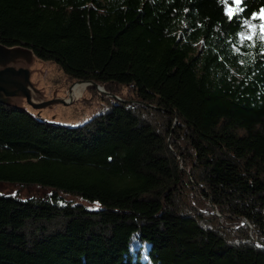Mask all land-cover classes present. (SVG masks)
<instances>
[{"label": "trees", "instance_id": "trees-1", "mask_svg": "<svg viewBox=\"0 0 264 264\" xmlns=\"http://www.w3.org/2000/svg\"><path fill=\"white\" fill-rule=\"evenodd\" d=\"M261 9L0 0V44L97 104L61 124L0 102V264H264Z\"/></svg>", "mask_w": 264, "mask_h": 264}, {"label": "water", "instance_id": "water-1", "mask_svg": "<svg viewBox=\"0 0 264 264\" xmlns=\"http://www.w3.org/2000/svg\"><path fill=\"white\" fill-rule=\"evenodd\" d=\"M35 59L34 54L28 48L22 46H4L0 44V102L6 105L21 107L26 110L27 108L23 103L33 109H38L55 103L67 105L72 102L76 97L72 98L70 94L67 98L63 96L64 94L60 97L54 96L48 100L42 97V94L36 90L30 80V66ZM74 84H83L82 89H84L86 85L92 83L86 81H73L68 85L69 92ZM94 86L97 91L108 95L101 85L95 84ZM35 93L40 95L39 100L34 98ZM81 97L80 95V98Z\"/></svg>", "mask_w": 264, "mask_h": 264}, {"label": "rangeland", "instance_id": "rangeland-1", "mask_svg": "<svg viewBox=\"0 0 264 264\" xmlns=\"http://www.w3.org/2000/svg\"><path fill=\"white\" fill-rule=\"evenodd\" d=\"M226 9L232 10V7L230 5L226 6ZM260 19L261 24L264 23V15L260 13L257 16ZM253 31V27H248V35ZM30 80L35 86L36 90H38L42 97L46 100L51 99L52 97H68L69 96V90L68 86L62 87L60 84H52L50 81L52 79H56V69L53 65L43 62L41 60L35 59L30 66ZM100 89V86H99ZM84 89H82L80 95L82 96ZM80 95H78L75 99H73L72 102H70L67 105L61 104V103H55L50 106L41 107L38 109H33L30 106L23 103V105L27 108V110L37 115L38 117L55 123H61V124H77L79 123L83 118L86 116H89L90 114L94 113L97 110V104L95 102H91V104L84 105L83 102L81 103H75L79 98ZM34 98L36 100L40 99V95L34 94ZM89 98V93H84L83 101H87ZM147 244L146 243H140L136 236L134 235L132 237V240L130 242V250L132 252H135L136 250H139V255L141 260L145 259V252H146Z\"/></svg>", "mask_w": 264, "mask_h": 264}, {"label": "snow or ice", "instance_id": "snow-or-ice-1", "mask_svg": "<svg viewBox=\"0 0 264 264\" xmlns=\"http://www.w3.org/2000/svg\"><path fill=\"white\" fill-rule=\"evenodd\" d=\"M222 3L224 4H235V5H240L242 3V0H221ZM235 12L237 15L240 11H242V9L240 8H236L234 10H230V9H226V15L229 16V18L231 19V13L232 12ZM261 12H264V9H261ZM244 24H245V28L244 30L241 32V42L243 43L244 42V38L247 37L248 39H251V36L248 35V27L249 26H252L251 25V21H244ZM252 27H256V26H252ZM257 39H260L262 41H264V36H259L257 35ZM262 48H264V44L261 45Z\"/></svg>", "mask_w": 264, "mask_h": 264}, {"label": "bare ground", "instance_id": "bare-ground-1", "mask_svg": "<svg viewBox=\"0 0 264 264\" xmlns=\"http://www.w3.org/2000/svg\"><path fill=\"white\" fill-rule=\"evenodd\" d=\"M83 84H74L70 89V96L72 98L77 97L82 91Z\"/></svg>", "mask_w": 264, "mask_h": 264}]
</instances>
